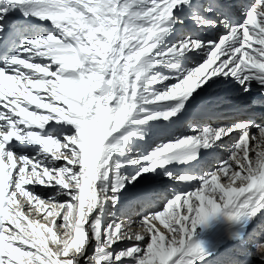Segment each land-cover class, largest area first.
<instances>
[{"label": "snow or ice", "instance_id": "snow-or-ice-1", "mask_svg": "<svg viewBox=\"0 0 264 264\" xmlns=\"http://www.w3.org/2000/svg\"><path fill=\"white\" fill-rule=\"evenodd\" d=\"M233 9L0 0V264H264V0ZM221 81L248 111L172 134Z\"/></svg>", "mask_w": 264, "mask_h": 264}, {"label": "bare ground", "instance_id": "bare-ground-1", "mask_svg": "<svg viewBox=\"0 0 264 264\" xmlns=\"http://www.w3.org/2000/svg\"><path fill=\"white\" fill-rule=\"evenodd\" d=\"M232 5H234L235 10H240L241 6L240 1H228ZM225 31L222 25H220L215 31H203L201 35L206 37H212V35H216L219 32ZM199 60L202 57H197ZM199 106L197 108L196 115L200 114H225L227 113L226 109L231 110L233 108L238 109H246L248 108L245 96L239 91L237 85L234 82H218L212 89H210L207 93H202L199 96ZM255 114L259 118L262 114H264V107L257 106L255 108ZM197 125V126H196ZM199 123L195 122L192 126L198 127ZM189 129H184L182 133L190 134ZM181 133V134H182ZM51 191V190H49ZM168 197V195L163 196V200ZM143 210V209H142Z\"/></svg>", "mask_w": 264, "mask_h": 264}, {"label": "rangeland", "instance_id": "rangeland-1", "mask_svg": "<svg viewBox=\"0 0 264 264\" xmlns=\"http://www.w3.org/2000/svg\"><path fill=\"white\" fill-rule=\"evenodd\" d=\"M196 59H198V58H196ZM199 60V59H198Z\"/></svg>", "mask_w": 264, "mask_h": 264}]
</instances>
